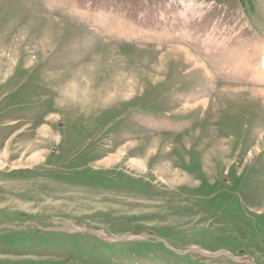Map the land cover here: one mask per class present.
<instances>
[{
    "label": "rangeland",
    "instance_id": "obj_1",
    "mask_svg": "<svg viewBox=\"0 0 264 264\" xmlns=\"http://www.w3.org/2000/svg\"><path fill=\"white\" fill-rule=\"evenodd\" d=\"M2 2L0 264H264V0Z\"/></svg>",
    "mask_w": 264,
    "mask_h": 264
},
{
    "label": "bare ground",
    "instance_id": "obj_2",
    "mask_svg": "<svg viewBox=\"0 0 264 264\" xmlns=\"http://www.w3.org/2000/svg\"><path fill=\"white\" fill-rule=\"evenodd\" d=\"M3 1V0H2ZM1 1V2H2ZM9 1V0H8ZM0 2V3H1ZM6 2V1H5ZM3 3V2H2ZM59 23L60 22H57V21H55V22H52L51 21V23H49L50 25H52L51 26V28H53V29H57V30H59L60 31V29H58L59 28ZM176 49V48H175ZM178 49H181V50H184L183 52H182V56H184V58H185V61H187V63H196L197 62V64L200 66V68L201 69H203V70H209L208 68H207V66L204 64V65H202V63L200 62V60L197 58V57H195L194 55H192V53H190L189 51H187L186 49H183V48H178ZM208 72V71H207ZM206 72V73H207ZM229 87V86H228ZM235 88V87H234ZM238 88V87H237ZM226 90V89H225ZM249 90V89H248ZM224 91V90H223ZM244 91V89H237V90H227V91H224V93H226V94H228V92H232L233 94H235V93H237V92H243ZM250 91V90H249ZM255 91H257V94H256V96H260V97H262V96H264V91H262V90H255ZM252 92H254L253 90H252ZM239 94V93H238ZM259 99V98H258Z\"/></svg>",
    "mask_w": 264,
    "mask_h": 264
},
{
    "label": "trees",
    "instance_id": "obj_3",
    "mask_svg": "<svg viewBox=\"0 0 264 264\" xmlns=\"http://www.w3.org/2000/svg\"><path fill=\"white\" fill-rule=\"evenodd\" d=\"M244 1H245V0H241V2L245 3Z\"/></svg>",
    "mask_w": 264,
    "mask_h": 264
}]
</instances>
